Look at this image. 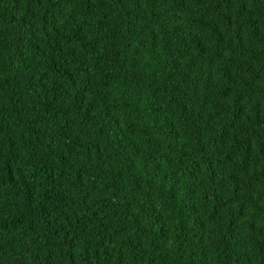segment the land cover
<instances>
[{
    "label": "trees",
    "instance_id": "1",
    "mask_svg": "<svg viewBox=\"0 0 264 264\" xmlns=\"http://www.w3.org/2000/svg\"><path fill=\"white\" fill-rule=\"evenodd\" d=\"M0 264H264V0H0Z\"/></svg>",
    "mask_w": 264,
    "mask_h": 264
}]
</instances>
